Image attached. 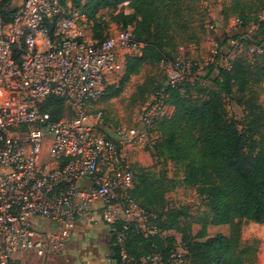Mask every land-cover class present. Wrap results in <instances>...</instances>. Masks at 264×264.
Listing matches in <instances>:
<instances>
[{
    "label": "built area",
    "instance_id": "1",
    "mask_svg": "<svg viewBox=\"0 0 264 264\" xmlns=\"http://www.w3.org/2000/svg\"><path fill=\"white\" fill-rule=\"evenodd\" d=\"M12 1L7 3L12 8ZM0 0V264H22L25 256L58 255L76 222L103 202L101 220L115 226L122 264H187L184 250L168 257L150 253L139 260L126 248L130 232L146 237L156 217L132 196L134 172L130 153L152 148L154 125L169 118L170 90L194 75L190 60L166 64V83L133 126L111 125L95 108L108 78L119 68L120 52L142 55L144 45L127 28L102 41L91 36L93 22L59 0H22L5 19ZM264 22V10L259 14ZM239 18L234 24L241 25ZM247 34L227 40L228 55L213 62L231 70L244 50L263 55L264 46L246 45ZM49 98L62 99L65 117L52 120L43 110ZM37 219L56 228L40 233Z\"/></svg>",
    "mask_w": 264,
    "mask_h": 264
},
{
    "label": "trees",
    "instance_id": "2",
    "mask_svg": "<svg viewBox=\"0 0 264 264\" xmlns=\"http://www.w3.org/2000/svg\"><path fill=\"white\" fill-rule=\"evenodd\" d=\"M10 1L4 0L2 4L6 20L16 11L7 7ZM59 2L64 8L81 11L93 22L91 33L95 41L110 36H95L94 30L101 11H112L114 23L122 30L129 25L134 28L133 39L144 45L139 56L143 61L160 62L172 57L173 51L169 49L181 29L183 0ZM263 10L264 7H261L256 15L259 25H264V22H259V14ZM238 16L236 18L240 19L242 27L248 26L253 19L246 16L245 11ZM239 36L241 34L234 38ZM251 44L256 43L249 37L246 45ZM246 56L250 57V61H245ZM255 58L264 59V54L251 55L246 49L235 59L231 70L211 66L205 78L212 85L200 90L205 96L203 101L193 96L195 89L199 88V82L197 78L192 79L193 76L186 78L180 89L170 90L168 104L173 113L169 118H160L155 122L153 146L147 148L155 150L159 157L170 160L182 170V184L195 190L205 208L192 215L182 212L181 208L169 207L166 194L173 188V182L167 172L157 170L156 164L150 167L133 164L134 188L131 194L141 207L156 217L151 222L158 228V233L149 237L130 232L126 248L134 259L139 260L150 253L168 257L176 251L177 239L168 232L176 229L180 217L185 216L189 218L186 224L189 233L182 236V249L187 264H257L260 241H242L244 222L264 225V107L254 105V92L252 99H244L255 77L256 83L263 81L264 71L259 74L254 72L259 69L255 66ZM260 69L263 70V67ZM216 71L217 74L212 77ZM108 86L95 104L108 91L113 98L120 94V89L112 92ZM236 93L243 95L238 103L247 111L248 122L244 124V129L240 128L237 120L229 117L226 109V100ZM43 110L49 112L54 121L69 114L64 101L58 98H49ZM152 157L155 158V153ZM192 223L201 226L195 235L190 232ZM222 225L229 226L228 236L209 234V226ZM120 229V223L113 226L112 253L116 264H122L116 238Z\"/></svg>",
    "mask_w": 264,
    "mask_h": 264
},
{
    "label": "rangeland",
    "instance_id": "3",
    "mask_svg": "<svg viewBox=\"0 0 264 264\" xmlns=\"http://www.w3.org/2000/svg\"><path fill=\"white\" fill-rule=\"evenodd\" d=\"M21 2L22 0H13V8H17ZM263 5L264 0H183L181 8L184 12L180 21L181 29H179V34L174 40L173 46L175 48L172 46L169 49L173 51L171 59L164 61L168 63L183 57L192 62L194 71L192 79L197 78V82H199V88H196L193 93L196 100L203 101L205 96L200 90L207 89L212 85L211 81L205 78L211 66L223 67L220 63L215 64L213 62L214 55L212 50L214 44L219 47L216 60L228 55L227 40L245 32L253 43L264 45V25H259L256 16L261 7H264ZM234 10L236 12H233ZM243 11H245L246 16H252L253 19L248 26H237L234 24V19L239 17L238 15H241ZM113 16L115 15L112 11H101L100 17L96 21L95 36H109L113 26H117L118 32L122 31L121 26L114 23ZM183 26L186 28H183ZM244 55L246 54L244 53ZM139 56L123 51L120 52L118 57L119 68L108 78L107 85L112 89V92L117 89H120L121 92L113 98L110 97L108 91L95 104L96 109L104 111L106 121L111 125H135L157 90L165 86L166 64H163L162 61H143L142 56ZM249 58L246 56L245 59L247 60L245 61L248 62ZM255 63V66L259 69L254 72L256 74L263 72L264 59L255 58ZM262 67L263 70L260 69ZM216 74L217 71L213 73L212 77ZM256 79L257 77L252 80L244 99H252L254 92L256 93L254 105L264 107V77L261 83H256ZM242 98L243 95L239 93L228 98L226 100V109L229 117L237 120L240 128L244 129V124L248 122V119L246 118L247 111H245V107L238 103V100ZM131 153L134 154L132 157L141 153L151 156L152 163L153 165L156 164L157 170L166 171L169 178L172 179L173 188L166 194L170 203L169 207L181 208L182 212L192 215H197L205 208V204L198 197L195 190L182 184L183 172L180 168H176L170 160L159 157L155 150L149 148L133 150ZM154 153L155 158L152 157ZM188 222V217L181 216L176 229L168 232L169 235H173L177 239L176 250H183L182 236L189 233V229L186 228ZM153 224L154 222H150L149 226H154ZM177 228L179 231H177ZM199 230V224H191L190 232L193 235L197 234ZM228 231H230L229 226H211L209 234L217 235L219 233H228ZM253 239L260 241L257 264H264V225L244 222L242 241L247 242Z\"/></svg>",
    "mask_w": 264,
    "mask_h": 264
},
{
    "label": "crops",
    "instance_id": "4",
    "mask_svg": "<svg viewBox=\"0 0 264 264\" xmlns=\"http://www.w3.org/2000/svg\"><path fill=\"white\" fill-rule=\"evenodd\" d=\"M117 30V26H113L111 34H117ZM133 155V153H130V158L134 165L140 167L153 165L151 156L146 153L132 157ZM102 209L103 202L97 200L92 204L90 211L83 218L77 220L75 229L62 253L46 257L25 256L22 264H116L112 253L113 227L102 222ZM36 223L37 230L40 233L56 228V224L50 221L37 219ZM210 227H208V232H210ZM229 233L230 231L219 234L228 236Z\"/></svg>",
    "mask_w": 264,
    "mask_h": 264
}]
</instances>
